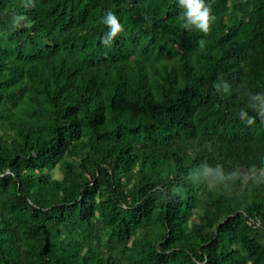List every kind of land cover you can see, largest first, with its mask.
I'll use <instances>...</instances> for the list:
<instances>
[{
  "label": "trees",
  "instance_id": "trees-1",
  "mask_svg": "<svg viewBox=\"0 0 264 264\" xmlns=\"http://www.w3.org/2000/svg\"><path fill=\"white\" fill-rule=\"evenodd\" d=\"M206 3L0 0V264H264V0Z\"/></svg>",
  "mask_w": 264,
  "mask_h": 264
},
{
  "label": "clouds",
  "instance_id": "clouds-1",
  "mask_svg": "<svg viewBox=\"0 0 264 264\" xmlns=\"http://www.w3.org/2000/svg\"><path fill=\"white\" fill-rule=\"evenodd\" d=\"M179 7L182 9L180 13V19L183 21L182 27L192 31H196L207 35L211 31V24L215 20L212 15V9L210 5L206 3V0H178ZM103 22L109 27L107 39L103 40L104 44H108L109 40H113L119 33L123 31L122 25L119 23L117 17L112 13L108 12ZM204 42L200 41V46L203 47ZM219 88V84L216 85ZM227 91V86H225ZM253 99H260L259 95L253 96ZM250 108L255 110L256 105L249 104ZM261 114H264V103L260 108ZM246 115V113H241ZM249 123H254V120H249Z\"/></svg>",
  "mask_w": 264,
  "mask_h": 264
},
{
  "label": "rangeland",
  "instance_id": "rangeland-1",
  "mask_svg": "<svg viewBox=\"0 0 264 264\" xmlns=\"http://www.w3.org/2000/svg\"><path fill=\"white\" fill-rule=\"evenodd\" d=\"M61 176H62V175H61V172H60V171H56V172H55V177H57V178H61ZM195 218H196V219H199L198 216H196Z\"/></svg>",
  "mask_w": 264,
  "mask_h": 264
}]
</instances>
